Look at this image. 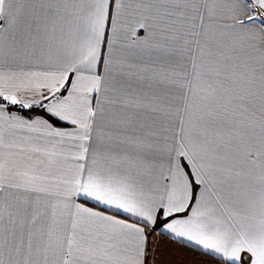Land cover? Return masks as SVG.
Masks as SVG:
<instances>
[{"label":"snow or ice","instance_id":"obj_1","mask_svg":"<svg viewBox=\"0 0 264 264\" xmlns=\"http://www.w3.org/2000/svg\"><path fill=\"white\" fill-rule=\"evenodd\" d=\"M0 264H264V0H0Z\"/></svg>","mask_w":264,"mask_h":264}]
</instances>
